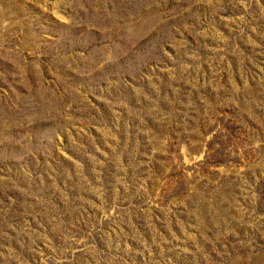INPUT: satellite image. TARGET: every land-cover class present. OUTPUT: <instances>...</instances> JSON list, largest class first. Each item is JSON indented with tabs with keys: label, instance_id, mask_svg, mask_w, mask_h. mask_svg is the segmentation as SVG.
<instances>
[{
	"label": "rangeland",
	"instance_id": "374dc122",
	"mask_svg": "<svg viewBox=\"0 0 264 264\" xmlns=\"http://www.w3.org/2000/svg\"><path fill=\"white\" fill-rule=\"evenodd\" d=\"M0 264H264V0H0Z\"/></svg>",
	"mask_w": 264,
	"mask_h": 264
}]
</instances>
